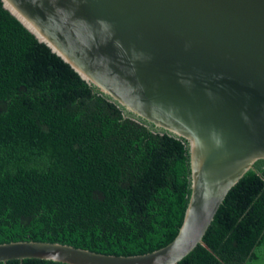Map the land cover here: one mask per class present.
I'll list each match as a JSON object with an SVG mask.
<instances>
[{
    "label": "trees",
    "instance_id": "trees-1",
    "mask_svg": "<svg viewBox=\"0 0 264 264\" xmlns=\"http://www.w3.org/2000/svg\"><path fill=\"white\" fill-rule=\"evenodd\" d=\"M179 264H264V159ZM191 194L189 142L86 82L0 0V243L136 255L169 244ZM0 264H70L40 258Z\"/></svg>",
    "mask_w": 264,
    "mask_h": 264
},
{
    "label": "water",
    "instance_id": "water-1",
    "mask_svg": "<svg viewBox=\"0 0 264 264\" xmlns=\"http://www.w3.org/2000/svg\"><path fill=\"white\" fill-rule=\"evenodd\" d=\"M36 38L128 112L185 138L191 194L166 246L136 255L0 243V262L179 264L264 159V0H2Z\"/></svg>",
    "mask_w": 264,
    "mask_h": 264
}]
</instances>
